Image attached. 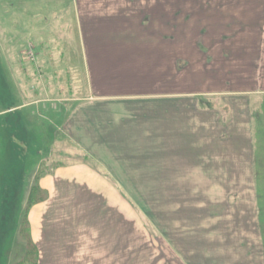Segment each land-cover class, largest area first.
<instances>
[{"label":"rangeland","instance_id":"1","mask_svg":"<svg viewBox=\"0 0 264 264\" xmlns=\"http://www.w3.org/2000/svg\"><path fill=\"white\" fill-rule=\"evenodd\" d=\"M128 12L140 16L134 19L127 15ZM220 12L224 17L217 16ZM78 13L88 16L86 22L90 24V33L96 36L102 32L112 33L115 27L123 28V33H137L138 36L160 34L163 42H171L170 48L176 49L178 60L176 82L173 85L171 81L170 91L205 93L203 96L207 101L221 97L222 93L228 97L227 92L232 90L247 92L251 112L257 113L256 128H264L263 64L253 67L254 72L247 67H236L241 71H234L232 75L225 71L218 73L215 67L200 64V60H206L203 46L211 50L209 54L227 46L256 50L262 57L264 0H0V63L6 66V74L12 75L9 62L22 75L25 73L26 80L37 81L38 72L42 70L48 91L51 93L57 89L62 98H66L64 109L55 102L43 105V112L49 120L48 132L45 124L42 130L37 125L34 127L32 135L39 137L38 142L41 139L39 144L44 149V157L46 149L49 150L48 162H43L42 168L38 167L40 157L36 155L23 160L25 171L18 167H3L4 161L0 158V264H174L169 231L172 229L173 236L180 238L185 219L189 220L191 230L192 226L198 230L211 228L210 239L229 245L223 249L229 253L224 256L219 253V263L215 257L210 264H235L238 261L235 253L239 242L237 235L249 237L248 233H254V228L259 226L255 239L259 240L261 235L264 243V131L259 135V148L263 154L258 163L261 185L256 186V207L247 198H233L234 208H225V213L219 208L221 211L217 214L218 210L209 208L208 212L205 211V202L196 199L187 202V210L174 213L175 201L163 199L169 194H158L151 185L126 186L130 190L140 189L143 200L135 201L122 193L121 186L118 188L111 182L114 191L111 202L105 196L96 195L89 186L70 182L71 179H60L52 186L49 184L48 192L38 184L44 175L62 165L65 169L87 166L96 174H106L104 167L89 155H79L69 139L66 123L61 131L74 106L72 98L87 93L88 76L84 69ZM96 14L103 17L97 18ZM231 20L238 22L226 25ZM100 24L111 30L102 31ZM229 34L239 36L235 42H221L230 39L225 36ZM151 47L156 48V45ZM235 53L239 54L238 51ZM144 68L145 74L152 77V64ZM160 74L162 80L168 79L163 71ZM232 76L240 79L235 85L244 84L243 87L232 89ZM152 83L151 78L145 80V87L150 92ZM210 105L228 113L223 101ZM23 172L26 178L22 193L19 176ZM244 172L241 169L240 175ZM9 176L10 179L4 182L3 178ZM52 180L50 176L49 181ZM231 187L239 193L248 192L247 186ZM101 190L104 191L105 187ZM116 193L120 194L122 201L115 200ZM216 203L211 201L208 205ZM254 207L256 216L252 211ZM209 215L214 216V222L207 226L205 222ZM198 230L190 232L188 241L190 253L201 261L206 255L199 253L204 238H200ZM245 252L241 251L239 257L246 256Z\"/></svg>","mask_w":264,"mask_h":264},{"label":"crops","instance_id":"2","mask_svg":"<svg viewBox=\"0 0 264 264\" xmlns=\"http://www.w3.org/2000/svg\"><path fill=\"white\" fill-rule=\"evenodd\" d=\"M78 14L84 69L88 76L87 93L72 98L74 106L61 131H64L66 123L69 139L79 155H89L104 167L106 174H96L87 166L65 169L62 165L55 168L56 173L52 170L38 181L41 188L48 192L49 184L52 186L60 179H71L70 182L89 186L96 191V195L105 196L112 202V183L121 186L122 193L125 192L128 197L131 196L129 199L135 201L143 200L140 189L130 190L126 186L151 185L156 193L169 194L163 199L175 201L178 207L175 206L174 213L187 210V202L196 199L205 202V211L208 212L210 208L218 210L217 214L221 210L225 213V208H234L236 203H231L233 198H247L256 207L257 113L251 112L249 93L232 90L227 92L228 97L222 93L221 97L208 100L210 103L223 101L228 110V113H224L204 99L205 93L170 91L171 81L174 85L178 73L176 49L170 48L171 42H163L160 34L144 33L138 36L137 33H123V28L119 27H115L112 33L102 32L96 36L90 33V24L86 22L88 16ZM127 15L134 19L140 16L129 12ZM96 16L99 18L102 15ZM217 16L224 17L221 12ZM237 22L231 20L226 25ZM100 26L102 31L111 30ZM225 36L230 39H222L223 43L226 40L235 42L239 35ZM154 45L156 48L151 47ZM225 47L218 52L212 50L209 54L211 50L203 46L202 53L206 60H200V64L207 68L215 67L216 72L225 71L228 75L241 71L236 67H247L252 72L257 64L264 66V55L261 57L256 50ZM149 64H152V77L145 74L144 67ZM5 68L0 63V158L4 161L3 167H18L25 171L23 160L36 155L40 157L38 167L42 168V163L48 162L49 150L46 149L44 157V149L39 144L41 139L38 142L39 137L32 135L34 127L37 125L42 130L45 124V131L48 132L49 120L43 112V105L55 102L64 109L66 98H62V93L57 89L51 93L48 91L42 70L38 72L37 81H34L31 78L26 80L25 73L22 75L11 62L8 66L11 76L6 74ZM161 71L168 79H161ZM234 77L231 78V88L243 87L244 84L235 85L240 79ZM149 78L153 82L152 92L145 87V80ZM11 153L14 155L11 156ZM90 157L86 156L92 161ZM8 162L10 164L7 166ZM241 169L245 171L243 175H240ZM50 176L53 177L51 182ZM19 177L23 193L24 172ZM9 179L10 176L3 178V181ZM236 185L247 186L248 192L233 191L231 186ZM103 186L105 192L101 190ZM115 195L116 201H122L120 194ZM211 201L217 202L216 205H208ZM255 207L252 211L256 216ZM209 222H214L213 215L208 216L205 222L207 226ZM188 224L189 220L185 219L180 238L173 236L170 232L172 229L169 231V247L174 252V256H171L174 264H210L215 257L219 263V253L223 256L229 253L223 251L229 245L210 239L211 228L198 230L191 223V230ZM259 228L256 226L254 233H248L249 237L237 235L238 243L231 241L237 243L235 253L238 254V261L235 264H264L262 236L259 235V240L255 239ZM175 230L178 231L177 228ZM189 230H198L200 238H204L199 253L206 256L201 257V261L190 253ZM241 251H246V256L239 257Z\"/></svg>","mask_w":264,"mask_h":264},{"label":"trees","instance_id":"3","mask_svg":"<svg viewBox=\"0 0 264 264\" xmlns=\"http://www.w3.org/2000/svg\"><path fill=\"white\" fill-rule=\"evenodd\" d=\"M264 131V128H257V131H256V137L258 138V141H256V153H255V158H256V160H258V162H257V172H256V174H257V180H258V186L259 185H261V179H260V177H261V173H260V171H259V160H260V158H261V154H263V152H261V149L259 148V135L262 133ZM264 133V132H263ZM260 151V152H259ZM260 156V157H259ZM260 196H261V194H260ZM260 202H261V200H259Z\"/></svg>","mask_w":264,"mask_h":264}]
</instances>
